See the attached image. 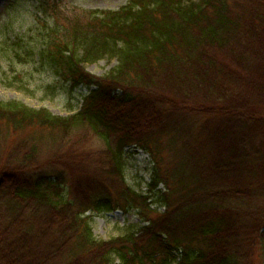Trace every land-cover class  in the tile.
Masks as SVG:
<instances>
[{
	"label": "trees",
	"instance_id": "1",
	"mask_svg": "<svg viewBox=\"0 0 264 264\" xmlns=\"http://www.w3.org/2000/svg\"><path fill=\"white\" fill-rule=\"evenodd\" d=\"M53 10L35 59L88 92L66 116L0 101L9 133L53 131L43 161L37 144L0 155V264H248L264 248V0ZM102 58L116 64L85 69ZM126 147L154 163L145 194L123 181ZM116 209L144 225L96 239L84 213Z\"/></svg>",
	"mask_w": 264,
	"mask_h": 264
},
{
	"label": "rangeland",
	"instance_id": "2",
	"mask_svg": "<svg viewBox=\"0 0 264 264\" xmlns=\"http://www.w3.org/2000/svg\"><path fill=\"white\" fill-rule=\"evenodd\" d=\"M126 2L127 0H0V101L16 100L32 108H46L52 114L60 116L76 111L88 88L80 86L70 90L66 84L57 83L58 78L53 76L47 63L35 59L44 44L46 27L52 26L51 19L42 17V12L49 15L54 8L53 11L58 13L81 15L86 10H115ZM115 64L114 58H102L87 63L84 67L93 75L101 76ZM7 130L0 123V155H16L14 152L18 149L27 152L31 145L37 144L43 149L36 159L43 161L48 157L51 151L49 136L53 133L49 128L32 125L20 127L11 133ZM23 139H26L25 143ZM71 144L67 142L65 145H69L70 149L73 147ZM78 146L85 154L98 150L102 143L91 136L85 142L82 140ZM98 155L94 152L90 157ZM18 156L10 162H17L14 160ZM6 160L4 158L0 163L3 164ZM123 160L124 183L136 192L145 194L154 169L151 157L140 149L126 147ZM161 188L162 184H158L157 189ZM150 208L163 210L162 206L157 207L156 204ZM84 216L88 218L92 235L98 240L124 235L144 225L133 209L99 213L88 210ZM258 248L260 247L256 249ZM256 249L253 258L247 261L248 264H264V248L257 252Z\"/></svg>",
	"mask_w": 264,
	"mask_h": 264
}]
</instances>
